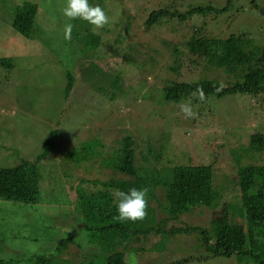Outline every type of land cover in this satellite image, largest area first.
Segmentation results:
<instances>
[{
	"label": "rangeland",
	"instance_id": "rangeland-1",
	"mask_svg": "<svg viewBox=\"0 0 264 264\" xmlns=\"http://www.w3.org/2000/svg\"><path fill=\"white\" fill-rule=\"evenodd\" d=\"M228 1L108 0L103 9L108 23L102 28L92 26L101 38L94 54L85 46L83 32L89 26H81L80 20L71 21L72 38H63L69 22L62 15L65 0H0V167L34 162L53 133V148L36 167L41 176L38 203L0 200V260L33 264L36 257L44 256L43 264H105L106 256L92 244L81 226L83 219L79 218V224L73 211L75 188L79 184L93 189L91 181L104 182L112 176L100 160L113 153L127 131L139 142L152 131L154 148L162 147L158 166L212 167L217 206L191 207L177 221L160 225L158 232L127 241L121 248L129 259L126 264H240L234 257L205 260L208 251L198 232L172 234L170 227L209 230L211 222L228 210L231 221L245 231V219L238 216V169L264 166V150L256 151L250 144L253 134L264 137V97L236 94L201 99L192 95L170 105L168 111L157 99L169 83L232 85L233 74L193 57L185 43L195 30H201L209 38L245 35L253 39V46L263 47L264 17L250 2L262 7L264 0H232L229 10L216 16L144 24L158 8L183 12L187 4L188 9H222ZM24 2L38 6L34 39L24 38L12 27ZM67 72L73 79L68 97ZM188 102L196 112L193 119L180 112L179 105ZM163 135L169 138L167 146ZM71 149L76 150L74 157L92 151L96 162H80L82 168H77L74 160L67 159ZM135 152L138 164L145 166V146L137 145ZM154 195L152 207L158 202L165 205L163 190L156 189ZM156 214V221L165 217L164 212Z\"/></svg>",
	"mask_w": 264,
	"mask_h": 264
},
{
	"label": "trees",
	"instance_id": "trees-1",
	"mask_svg": "<svg viewBox=\"0 0 264 264\" xmlns=\"http://www.w3.org/2000/svg\"><path fill=\"white\" fill-rule=\"evenodd\" d=\"M107 1L89 0V3L104 9ZM250 3L260 16L264 17V6L257 5L256 1ZM231 4L232 0H229L227 6L222 9L212 6H197L188 9L186 4L184 5L186 9L183 12H178L176 9L169 11L167 7L158 8L148 15L144 24L150 27L156 26L166 18L185 22L194 15L206 16L213 13L216 16L227 12ZM37 11L36 4L24 2L20 5L12 23L14 31L24 38L34 39L33 27ZM83 23L89 26L83 32V34L85 33V46L95 54L101 38L92 32V25L80 20L81 26ZM199 31L201 32V30ZM200 32L195 30L185 43L188 53L216 69L233 74L236 78L235 82L227 87L212 86L204 82L169 83L163 87L160 96H158L157 100L160 105L165 106L168 111L170 105L186 101L192 95L201 97V90L203 97L206 98L220 99L236 94L254 99L264 97V46H253V39L247 38L245 35H232L222 39L209 38ZM66 75L65 93L68 97L73 87V79L69 72ZM117 82L118 79L115 80V85ZM133 137L127 131L117 141L118 144L113 153L100 160L102 167L110 170L112 176H109L104 182L91 181L93 189L90 185L82 188L79 184L75 188L73 211L76 213L79 224L81 222L79 218L83 219L84 223L81 226H84L83 228L88 232L92 244L97 245L99 252L106 256L104 257L105 264H126L129 259L126 258V254L121 248L126 246L127 241L135 238L140 240L138 235L148 236L152 232H158L160 225L167 224L168 221H177L179 216L188 213L191 207L217 206L215 202L218 194L212 188L211 166L180 165L182 163L158 166L163 158L160 159L162 147L157 150L154 148L153 132L148 131L140 142ZM163 138L166 144L169 138L164 135ZM52 139L53 133H50V137L44 143L43 151L37 155L34 162L23 160L15 167H0V200L24 205L38 203L41 176L36 171V167L37 163L51 152ZM250 144L256 151H262L264 150V137L261 134H253ZM137 145L145 146L147 155H143L142 160L146 164L145 166L137 162L138 155L135 152ZM85 151L87 153L74 157L76 150L71 149L67 159L74 160L77 166L80 162H96L95 154L93 155L92 151ZM148 155L151 157L148 158ZM168 161L167 159L166 162ZM77 168L82 167L79 165ZM85 172H89V170H85ZM118 174L123 178H117ZM238 175L241 192V210L238 209V216L245 219V231L231 221L233 217L229 216L227 210L228 213L211 222L209 230L199 227L176 228L172 226L170 232L172 234L198 232L204 247H207L208 256L204 257L205 260L210 257H234L240 264L242 262L264 264V166L239 167ZM256 183L258 186L254 188ZM131 188H147L149 190L147 216L136 222H120L115 219L117 213L114 193L117 189L127 191ZM156 189L163 190L165 205L158 202L157 207L154 208L151 201L155 198ZM156 211L164 212L165 217L156 221ZM163 247L165 248V246ZM131 251L138 252V250ZM44 262H46L44 256H40L36 257L33 264H43ZM0 264L11 263L0 260Z\"/></svg>",
	"mask_w": 264,
	"mask_h": 264
},
{
	"label": "clouds",
	"instance_id": "clouds-1",
	"mask_svg": "<svg viewBox=\"0 0 264 264\" xmlns=\"http://www.w3.org/2000/svg\"><path fill=\"white\" fill-rule=\"evenodd\" d=\"M62 15L69 21L63 29L65 40L72 38L73 20H82L95 28H102L108 23L104 10L98 5L92 6L89 0H65ZM200 96L203 99L202 90ZM179 107L185 118L196 117L190 102L180 104ZM148 191L147 188H131L127 191L117 189L114 193L117 213L115 219L120 222L143 220L147 216Z\"/></svg>",
	"mask_w": 264,
	"mask_h": 264
}]
</instances>
